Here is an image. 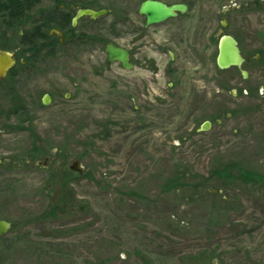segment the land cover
I'll list each match as a JSON object with an SVG mask.
<instances>
[{
    "label": "rangeland",
    "instance_id": "obj_1",
    "mask_svg": "<svg viewBox=\"0 0 264 264\" xmlns=\"http://www.w3.org/2000/svg\"><path fill=\"white\" fill-rule=\"evenodd\" d=\"M189 1L187 34L174 36L186 45L173 48L188 60L180 71L151 50L156 69L127 71L86 48L43 47L0 82V217L12 222L0 264H264V181L210 176L230 163L264 176V110L226 116L257 102L231 97L247 80L216 73L206 38L225 12L245 53L264 49V0ZM6 15L0 47L26 61L20 36L36 12L13 28ZM75 159L84 174L72 170L56 208Z\"/></svg>",
    "mask_w": 264,
    "mask_h": 264
},
{
    "label": "flooded vegetation",
    "instance_id": "obj_2",
    "mask_svg": "<svg viewBox=\"0 0 264 264\" xmlns=\"http://www.w3.org/2000/svg\"><path fill=\"white\" fill-rule=\"evenodd\" d=\"M41 0H7L9 9L16 7L17 13L15 15L21 17L17 22L19 25L23 24L29 19H32L33 13L36 12L37 21L40 23L50 22L48 29V37L40 40V46L54 47L55 53L61 56L67 50L86 48L90 52L105 55V67L116 66L119 70L133 71L135 69H156L155 59H147V50L158 53L161 57L168 56L167 71H180L184 69L188 60L186 56H182L181 65L177 63L180 61L177 57V50L173 51L174 46L184 45L185 42L174 39L176 34H187L188 23L185 14L191 8L189 0H161L168 5L174 3H185L187 10L184 13L178 12L174 17H169L162 22L147 24V18L141 13V5L144 0H47L50 2L49 6H38ZM36 9V10H35ZM84 9H91L100 12L96 17L88 14L79 16V12ZM9 14V11H8ZM223 20L216 29L208 31L206 38L208 43H212L216 47L217 55L219 51V43L224 34L232 35L238 42V46L244 57L242 67L247 71V77H244L241 70L237 66H231L227 69H233L242 79L247 80L246 86L233 87L231 90V97L236 98L239 95H244L246 100L257 102L252 106L245 108L237 107V103L233 105L231 111L226 113L232 119L238 115L244 116L250 113H258L264 110V49L259 48L254 53H245L242 50L240 38L234 34L226 31L227 14L222 12ZM44 18V20L42 19ZM45 28V29H46ZM155 35L166 36L163 38L162 45H157ZM113 43L115 46L121 47L128 51L130 68H127L119 60L110 63L108 61L109 55L107 53V46ZM155 46V49H152ZM0 49H4L0 47ZM29 51V48H25ZM7 50V49H5ZM187 50V49H186ZM9 51V50H8ZM15 54L16 63L10 68L6 78L13 73L19 61L24 63L25 59H18L15 51H10ZM86 53V52H85ZM217 55L214 59L216 73H221L227 69H221L217 65ZM176 61V63H175ZM21 65V63L19 64ZM257 65V68L255 67ZM253 79V83L249 82ZM4 82V80H1ZM43 101V100H42ZM233 102V103H234ZM220 117L224 113L219 114ZM248 117V116H247ZM221 122V119H218ZM212 122L205 120L198 130L202 129L205 122ZM210 129V128H209ZM208 130V129H207ZM48 160V159H47ZM47 160L45 164H47ZM66 169L69 175L72 170L79 172V176L84 173L77 171L71 167ZM82 174H81V173ZM77 177V176H76ZM71 178V177H70Z\"/></svg>",
    "mask_w": 264,
    "mask_h": 264
},
{
    "label": "water",
    "instance_id": "obj_3",
    "mask_svg": "<svg viewBox=\"0 0 264 264\" xmlns=\"http://www.w3.org/2000/svg\"><path fill=\"white\" fill-rule=\"evenodd\" d=\"M187 10V5L185 3H174L168 5L161 0H144L141 5V13L147 18V24H154L164 21L169 17H174L178 12L184 13ZM100 12L91 9H84L79 12V16L83 14H88L96 17ZM107 53L109 55L108 61L110 63L117 60L121 61L123 65L127 68L131 67L129 64L128 51L115 46L113 43H109L107 46ZM244 57L238 46L237 40L229 34H224L219 43V51L217 55V65L221 69H227L231 66H237L244 77H247V71L242 67ZM16 63V57L13 52L5 49H0V79L5 80L8 71ZM51 97L46 94L43 97V103L45 105L49 104ZM210 122L207 121L203 125L202 129H209ZM71 167L77 171H81V166L79 160L75 159ZM12 228V222L8 219L0 217V237L7 234Z\"/></svg>",
    "mask_w": 264,
    "mask_h": 264
},
{
    "label": "trees",
    "instance_id": "obj_4",
    "mask_svg": "<svg viewBox=\"0 0 264 264\" xmlns=\"http://www.w3.org/2000/svg\"><path fill=\"white\" fill-rule=\"evenodd\" d=\"M0 10L5 11V13H7V23L9 26L13 27H18L19 23L17 22V20H19L21 17L15 15L17 12L16 7L14 9H9V5L4 2L3 4L0 5ZM9 11V14H8ZM44 20V18H42ZM50 25V22L47 21L45 23H40V25L38 24V26L34 27L33 30H27L25 32V34L21 35V43L23 45H25V48H29L30 50V57L26 58V61L24 63H21V66L26 65L27 63H29L31 60H33L36 56H38L37 53L41 52L42 47L40 46V40L41 39H45V38H49L48 37V29L46 28L47 26ZM46 28V29H45ZM40 54V53H39ZM1 82V81H0ZM236 168L238 173H232L233 168ZM61 176V181L57 182L60 183L61 185V196L57 199V203L55 205L56 208H63L64 206L67 204L66 202V196L69 194V191L67 190L69 187V179H70V175L68 174V172L64 171V172H60L59 173ZM259 173L251 171V170H246V169H242V167H238L236 165L233 166V163H230L228 165H226L225 167H217L214 168L211 171L210 176H217L218 178H222V180L224 181V183H231L233 182L235 179H242L245 182H251V181H256L258 182L260 181H264V176L263 175H258ZM175 177V176H174ZM207 180V179H206ZM56 181V180H55ZM62 206V207H61ZM200 258V261L203 263H209L210 259L209 258Z\"/></svg>",
    "mask_w": 264,
    "mask_h": 264
}]
</instances>
